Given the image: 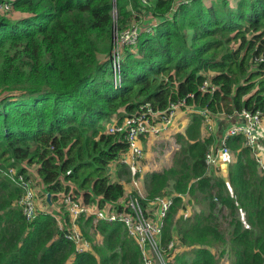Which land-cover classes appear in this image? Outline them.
Wrapping results in <instances>:
<instances>
[{"label": "trees", "instance_id": "obj_1", "mask_svg": "<svg viewBox=\"0 0 264 264\" xmlns=\"http://www.w3.org/2000/svg\"><path fill=\"white\" fill-rule=\"evenodd\" d=\"M4 1L12 12L0 10V169L27 174L35 165L51 199L68 189L99 206L122 197L126 184L106 175L107 164L126 149L119 135L102 132L114 114L145 102L165 109L188 93H194L190 105L212 113L264 112V62L255 61L264 55V0H191L170 16L173 0ZM142 15L158 23L123 49L115 86V31ZM205 78L217 86L214 93L198 91ZM201 126V115L192 113L177 135L182 145L172 165L143 180L147 199L172 197L161 234L168 264H219L211 247L223 244L229 264H264V175L241 134L227 139L233 160L209 171L204 158L217 135L203 138ZM118 168L129 179L127 167ZM20 195L0 170V264H143L121 223L97 222L101 242L78 253L53 213L27 220ZM183 195L201 209L178 215ZM223 209L228 235L218 222ZM92 223L78 219L87 239Z\"/></svg>", "mask_w": 264, "mask_h": 264}, {"label": "built area", "instance_id": "obj_2", "mask_svg": "<svg viewBox=\"0 0 264 264\" xmlns=\"http://www.w3.org/2000/svg\"><path fill=\"white\" fill-rule=\"evenodd\" d=\"M142 1L146 2V0ZM190 1L173 0L171 10L166 16H170L180 5L188 4ZM0 10L12 12V7L9 2L4 1L0 3ZM112 14L113 16L117 14L115 6L112 9ZM140 22L141 20H134L115 31V41L111 53L115 86H119L121 81L120 60L123 49L135 45L141 31H150L157 25L158 19L145 15L142 24ZM255 61L264 62V55L260 54ZM216 89L217 86L208 78H205L198 86V91L201 93L212 94ZM189 99H194V93H188L185 97L170 102L165 109L156 108L150 102H145L132 113H124L122 117L114 114L108 121H105L102 132L117 134L126 143V149L106 166V175L111 182L123 183L124 181L118 176L119 165L126 166L129 172V182L126 185L128 189L117 201L105 202L99 206L97 199L86 201L84 197L77 196L72 189L63 190L54 199H51V194L48 191L39 195L34 181L27 174L18 171L16 166L5 168L4 176L21 189L17 204L26 219L31 221L41 211L53 213L59 227L66 229L65 237L74 244L75 252L78 253L91 251L93 244L76 228L80 217L91 218L94 225L99 221L118 222L137 243L143 264H168V259L161 246V234L165 217L172 204V197L159 195L153 199H147L145 191L141 190L145 172L142 165L145 158L142 141L153 136L159 138L166 135L170 137L179 131L173 130L175 121L180 117L188 116L190 112L201 115L204 127L202 137L206 138L215 135V117L220 115L227 122L233 121L234 123L228 125L217 135L216 140L208 148L204 158L207 169L210 171L218 168L221 159L231 154L227 144L228 137L241 134L244 138V145L249 147L252 152L258 170L264 175V127L262 125L264 112L261 110L250 111L244 108L228 114L212 113L206 107L190 105ZM37 198L43 204L40 209L37 205ZM141 199L146 200L144 206L141 204ZM48 202L54 203L53 210L47 208ZM64 214L68 215V219L72 223L69 228L63 222ZM94 230L95 228L91 232ZM172 247L173 240L169 241L167 245L168 249Z\"/></svg>", "mask_w": 264, "mask_h": 264}, {"label": "rangeland", "instance_id": "obj_3", "mask_svg": "<svg viewBox=\"0 0 264 264\" xmlns=\"http://www.w3.org/2000/svg\"><path fill=\"white\" fill-rule=\"evenodd\" d=\"M213 0H206V2H210ZM231 4H235L236 0H229ZM145 15H142L139 17L138 20H141L140 24H142L143 18ZM192 112L188 113L187 120L183 119L182 117L178 118L174 123V131L179 130L178 132H175L170 137L164 135L163 137H154V140H151L148 142H145L142 146H144V154H145V160H143L142 165L145 170L144 176L146 172H153V171H162L168 167H170L176 158L178 152L181 149L182 140L177 138V135L183 134L185 132L186 127L188 126L190 122ZM176 128V130H175ZM173 132V131H172ZM232 157V156H231ZM227 168V167H225ZM32 169L31 171L34 172L36 169V166L33 165L30 167ZM217 169V168H216ZM6 169L1 168L2 175L4 176V171ZM224 171V170H223ZM224 175V174H223ZM144 180V178L142 179ZM142 191L146 193L144 182L141 184ZM165 191H170V188H165ZM184 199L182 200L181 208L179 209L178 215H192L194 212L199 211L202 207V203H200L197 199L190 198L187 195H183ZM218 222L220 225V228L226 235L229 234L231 230L230 225V217L228 215V212L226 209H223L222 212H219V218ZM94 222L92 223V226L88 230V238L89 241H91L93 244L97 241L96 239V231L91 232L92 229H94ZM82 234L84 235V232L80 229ZM212 252L216 256V259L219 264H229L231 262V256L229 253L228 245L223 244L221 246H214L211 247Z\"/></svg>", "mask_w": 264, "mask_h": 264}, {"label": "crops", "instance_id": "obj_4", "mask_svg": "<svg viewBox=\"0 0 264 264\" xmlns=\"http://www.w3.org/2000/svg\"><path fill=\"white\" fill-rule=\"evenodd\" d=\"M21 15V13H19V12H14L13 14H12V16L13 17H18V16H20ZM182 116V115H181ZM183 119H185V120H187V118H188V116H186V117H182ZM216 123H215V135H219L228 125H230V124H233L234 122L232 121V122H228L227 124V126H226V124L224 125V127H220V124L217 122L219 119H224V117H222V116H220V115H217L216 117ZM235 122H237V121H235ZM263 127H264V118H263ZM175 130H176V128H175ZM180 130V129H179ZM203 134H204V127L203 126H201V136H203ZM155 138L154 137H151V138H149V139H147V140H144V141H142V145L145 143V142H148L149 143V141H151V140H154ZM144 147V146H143ZM231 153V152H230ZM232 156V157H231ZM227 159V160H226ZM144 160H145V158H144ZM222 161H224L225 162V160L227 161V162H231L232 160H233V155L232 154H229V156L228 157H224V158H222L221 159ZM32 169H30V171H28L27 172V175L34 181V183L37 185V193L40 195V193H42V192H46V189L44 188V185H43V182H42V180H41V178H40V176L38 175V173H34L33 171H31ZM118 176L120 177V178H122V179H124V181H123V183L122 182H120V183H122V184H128V182H129V179H126L124 176H122V175H120V174H118ZM143 182V181H142ZM73 188V187H72ZM127 189H128V186H127ZM37 205H38V208L40 209L42 206H43V204L41 203V201H40V199L39 198H37ZM54 205V203L53 204H50V202H48V207L47 208H49V209H51V210H53V206ZM63 219H64V217H63ZM65 220V219H64ZM66 223H67V227L69 228L70 226H71V222H70V220L68 219L67 221H66ZM76 228L80 231V227H79V225L78 224H76ZM95 231V230H94ZM96 234V239H97V241L95 242V243H100L101 242V236L99 235V234H97V232L95 233ZM92 247H93V244H92ZM140 250V249H139ZM141 260H142V258H141ZM71 261V260H70ZM142 263H143V261H142Z\"/></svg>", "mask_w": 264, "mask_h": 264}]
</instances>
